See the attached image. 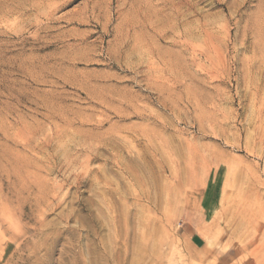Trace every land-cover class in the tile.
<instances>
[{"label":"rangeland","instance_id":"374dc122","mask_svg":"<svg viewBox=\"0 0 264 264\" xmlns=\"http://www.w3.org/2000/svg\"><path fill=\"white\" fill-rule=\"evenodd\" d=\"M0 264H264V0H0Z\"/></svg>","mask_w":264,"mask_h":264},{"label":"crops","instance_id":"0c3cea01","mask_svg":"<svg viewBox=\"0 0 264 264\" xmlns=\"http://www.w3.org/2000/svg\"><path fill=\"white\" fill-rule=\"evenodd\" d=\"M190 238H191V240H193L192 243H193L194 246H198L199 245V243L201 241V238H200V236H198V234L192 233Z\"/></svg>","mask_w":264,"mask_h":264}]
</instances>
